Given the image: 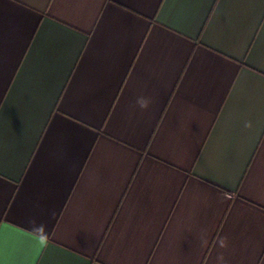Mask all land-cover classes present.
I'll return each instance as SVG.
<instances>
[{
  "label": "crops",
  "instance_id": "obj_1",
  "mask_svg": "<svg viewBox=\"0 0 264 264\" xmlns=\"http://www.w3.org/2000/svg\"><path fill=\"white\" fill-rule=\"evenodd\" d=\"M0 236V264H264V0H0Z\"/></svg>",
  "mask_w": 264,
  "mask_h": 264
},
{
  "label": "clouds",
  "instance_id": "obj_2",
  "mask_svg": "<svg viewBox=\"0 0 264 264\" xmlns=\"http://www.w3.org/2000/svg\"><path fill=\"white\" fill-rule=\"evenodd\" d=\"M137 103L142 109H146L149 106L150 101L146 98L140 97L137 100ZM245 127H251L250 123H247ZM33 224V230L38 232V233H43L45 231V225L43 224H36L35 221H32Z\"/></svg>",
  "mask_w": 264,
  "mask_h": 264
},
{
  "label": "snow or ice",
  "instance_id": "obj_3",
  "mask_svg": "<svg viewBox=\"0 0 264 264\" xmlns=\"http://www.w3.org/2000/svg\"><path fill=\"white\" fill-rule=\"evenodd\" d=\"M3 244V238H2V236H0V245H2Z\"/></svg>",
  "mask_w": 264,
  "mask_h": 264
}]
</instances>
